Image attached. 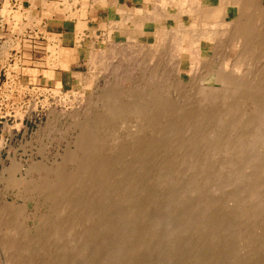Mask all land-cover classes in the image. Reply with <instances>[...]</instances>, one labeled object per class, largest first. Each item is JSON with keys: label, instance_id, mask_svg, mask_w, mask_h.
Returning <instances> with one entry per match:
<instances>
[{"label": "bare ground", "instance_id": "obj_1", "mask_svg": "<svg viewBox=\"0 0 264 264\" xmlns=\"http://www.w3.org/2000/svg\"><path fill=\"white\" fill-rule=\"evenodd\" d=\"M18 1L24 4V0ZM106 1L31 0L35 8L40 7L41 11L36 10L29 15V23L20 25V32L32 24L41 28L46 19L69 18L81 9L82 3L99 6ZM174 1L176 11L190 10V5L182 2L185 0ZM227 1L220 0V6L227 5ZM164 2L168 8L172 6L171 1ZM194 7L192 16L199 22L193 26L194 31L207 28L213 30L211 33L214 35L229 33L226 50L228 44L240 47L234 56L229 54L234 62L246 60V48L256 49L263 44L262 0H238L234 5L238 12L231 28L220 22L216 9L199 10L197 4ZM21 8L24 6L21 5ZM149 12L150 19L155 20L161 18L160 14L165 11L153 8ZM0 17L8 23L14 18L17 24H21L23 13L20 10L13 12L6 0ZM129 19V16L122 15L118 21ZM210 23L216 25L213 27ZM59 36L49 33L47 45L53 44L52 40L56 39L54 46L61 47ZM85 37L86 33L82 34L81 43ZM13 46L15 43L12 41L0 45V60L7 58ZM222 48L224 42L218 56L212 58L218 60L222 56V62L226 58ZM58 51L54 55L55 68H71L70 50ZM200 69L208 76H201L190 88H198L195 92H198L203 103L198 111H184L158 95L157 92H161L160 82H164L162 74L166 70L162 65V72L158 68L160 82H146L148 86L143 93L138 88L132 90L135 93L126 96V90L124 96L127 98L122 100L121 87L110 84L102 89L103 94L102 90L98 92L92 118L81 122L82 116H78V112L70 116L73 126L80 128L75 141L77 146H74L79 153H75L76 149L70 150L74 153H65L66 156H62L59 163L54 161V168L46 167L48 164L44 161L33 163L30 168L40 173L44 171V174L33 180V190L30 186L27 190L55 202L58 214L55 220L60 221L54 224L48 219L45 221L50 225L49 232L57 240L55 244L59 245L58 239L68 240L67 248H70V244V250L73 249L83 263L82 258L89 253L91 256L89 262L85 261L87 264H264V86H246L239 79L216 68L212 70V60L206 64V68L202 66ZM152 70L148 74H154ZM48 72L54 75V71ZM15 76L16 73L8 69L9 79ZM138 79V84L144 82V78L138 76ZM130 82L134 84V80ZM150 86H154V90ZM164 86H168V92L170 88L178 92L172 82ZM58 90L61 96H65L63 87ZM50 93L53 94V91L50 90ZM98 102H102V111L98 108ZM52 114H56V118H50V122H58L63 117L54 110ZM132 118L138 120L133 137L128 143L109 148L107 142L114 134L117 123L125 124ZM184 128H189L187 132H191L188 138L187 135L182 138ZM57 129L58 126L49 123L46 133L50 135ZM132 153L138 161L134 167L117 170L121 158ZM144 158L146 161H143ZM71 165L74 168H70ZM23 167L16 157L11 160L7 168L11 173L8 175L10 185L20 187L28 183L26 178H15ZM8 205L12 208L14 204ZM11 212L2 211L1 215L6 213L10 216ZM4 218L0 216V253L6 264H17L19 231L15 223L16 227L10 224L11 216ZM31 224L24 225L21 230L30 231ZM35 227L39 229L41 226ZM9 233L13 235L9 237ZM55 238L51 241H55ZM48 243L42 246L48 247L49 251L54 242L50 243L51 246ZM62 250H58L57 255ZM47 254L48 258H52L54 253L50 254L52 256Z\"/></svg>", "mask_w": 264, "mask_h": 264}, {"label": "rangeland", "instance_id": "obj_2", "mask_svg": "<svg viewBox=\"0 0 264 264\" xmlns=\"http://www.w3.org/2000/svg\"><path fill=\"white\" fill-rule=\"evenodd\" d=\"M169 1L172 3V6H169L170 8L166 6L164 0H146L145 6L139 10L137 16L133 19L134 26L129 22L130 19L127 22L121 23L118 20H113L106 24H99L97 19H92L83 43L80 42V40H83L80 37L84 34L85 26H81L78 30L77 50H75L76 44L73 42L75 33L74 23L68 20H48L47 37L49 33L60 34L59 39L62 40V45L61 47L59 45L54 46V40L56 39L52 40L53 44L47 45L44 43L43 46L47 45L49 54L42 50L44 53L42 57H40L41 55L36 58L34 57L33 61L30 59L31 54L28 53L30 46L26 41L25 43L18 42L19 45H17L11 39V33H7L6 30H0V37L4 35L6 38L5 40H0V45L12 41L15 43V46L11 48V51L12 49H17L22 52L18 55L17 61L15 59H9L11 51L5 60H0V69H3L1 72V81H4L3 75L5 68L14 71L20 81V91L18 90L17 92L16 107L10 106L0 109V209L4 204H6L5 206L11 203L14 204L12 208H10L11 205H8L9 207L4 206L6 209L3 207L2 209L4 210H0V216L4 218L8 211L9 213L11 210L13 212V214L11 212L12 215L10 214V224L13 223L12 226L16 224L17 232L19 231L17 233V246H19V248L17 247V264H49L48 261L51 263L54 262L55 264L57 261L58 264L62 262V264H65V262L68 264L67 261L69 264L83 263V261H80L81 258L76 257L75 253H73V249L70 250L72 247L70 244V248H67L68 240L61 239V241L58 239L60 246L62 243L61 247L55 244L57 240L49 232L50 225L45 221L47 219L50 223L60 221L55 220L58 218L57 206H55V202L46 200L43 195H37L36 192L32 193L33 180L41 177L44 171L41 174L38 171L32 170L30 166L32 167V164L36 161H42V163L44 161L48 164L46 167L54 168L56 166L53 164L54 161L59 163L62 161L61 157L66 156L65 153H74V151L71 152L70 150L77 148L74 146H77L75 141L80 133V128L73 126L74 122L70 116L78 112V116H82L80 118L81 122L88 117L92 118L91 114L95 111L96 97L100 90L107 88L110 84L120 86L122 89L120 92L122 100L127 98V94L132 95L135 93L132 90H138L140 88V92L143 93L144 88L148 84H152L154 80L160 82V72H162V65H164V68H166L164 74H162V80L164 82H160L161 92L159 90L157 92L158 95H162L163 100L169 101L173 105L175 104L174 106L182 108L184 111H198L203 106L201 97L198 95V92H195L198 88L195 90H191L190 88L196 84V80L200 79L201 76H204V78L208 76L206 72H201L200 68L202 66L206 68V64L210 60H212V70L216 68V70H220V72L232 78L239 79L246 86H264V32L262 35L263 44L256 49L251 47L246 48V54H244L246 60L244 62H234V59H231L230 56H234L240 47L228 44V50H226V40H228L229 33L224 32L221 36L214 35L211 33L213 30L207 28V31H205L206 29L203 31H194L193 29V26L199 23L192 16V11L195 9L194 5L197 4L199 10L202 9L204 11L212 8L205 7L202 0H185L182 2H187L190 5V10L181 12L176 11L177 7H173L177 5L174 0ZM237 1L228 0L225 6H234ZM112 4L98 7L97 10H111L110 6ZM153 8H157L161 12L165 11L163 14H160L161 18H156L155 20L150 19L151 15L149 10H153ZM213 9L217 10L219 17L220 9L217 7ZM155 15L157 17V14ZM234 19L232 21H224L219 17L220 22L228 24L230 28L234 26ZM210 25L214 27L216 24L210 23ZM146 27L148 29L143 31ZM21 32L19 31V34L23 35L25 30ZM222 42H224L222 52H226L224 54L226 58L220 62L222 56L218 60L212 58V56H218ZM58 50H70L72 59L69 61L72 67H69L71 68H55L56 64L54 63L56 57L54 59V55L56 56V52H59ZM64 51L62 52L64 53ZM79 53H81L80 57L78 55L74 60L73 57ZM49 59H52V62ZM16 62L17 64H15ZM13 64L15 65L13 66ZM52 64L53 66H51ZM152 66H154V70H152ZM158 68H160V72H158ZM48 70L51 72L54 71V75L51 76ZM150 70L154 74L156 72L158 74L156 76L154 74H148ZM138 76L144 78V82L138 84ZM130 80H134V84ZM170 82L176 86L178 92H174V88H170V92H168V86L166 87L164 84H170ZM61 87H63L65 96H61L58 90ZM150 88L154 90V86H150ZM50 90L53 91V94L50 93ZM103 92L104 90H102V94ZM124 92H126V96H124ZM98 108L101 111L104 109L102 108V102H98ZM52 110L60 113V116H63L58 122H50V118L52 120L56 118V114H52ZM49 123H54V125L58 126L57 131L50 132V135H48V132L46 133ZM137 125L138 120L133 118L128 119V122H125V124L123 122L117 123L114 128V134L111 135L113 137H110L107 146L114 149L124 142L128 143L130 137H133L132 135ZM184 129L186 132L183 130L181 132L183 137H181L186 138L187 135L188 138L191 132H187L189 128ZM140 136H146V134H140ZM147 136L150 135L147 134ZM116 139L118 141H115ZM75 153H79V150L76 149ZM106 153L107 155L109 154V152ZM15 157L24 165L23 169L15 174V178L18 180H24L26 178L28 183L25 186L16 187L10 185L9 176L11 173L8 172L7 168L10 167L11 160ZM143 161H146V158ZM137 162L134 153L127 154L121 158L120 165H117L116 169L125 170L132 168L134 167V163ZM71 166L70 168H74L73 165ZM29 186L32 190L27 191ZM13 206L17 209L16 212ZM8 208L10 209L8 210ZM2 211H6V213L1 215ZM6 216V219L10 217L7 214ZM33 219L35 222H32L34 221ZM29 223H32L30 231L25 230L23 232L21 229H24L23 226ZM36 225L41 227L37 229L35 227ZM19 228L21 231L18 230ZM21 232L23 236H21ZM47 234H50L49 238ZM10 235L13 234L9 233V237ZM43 236L49 239L47 242H49L48 244L50 246L54 242L52 244L54 246L49 247V251L47 250L48 247H43L47 244L46 238H43ZM51 236L53 237L51 240L55 238V241L50 240ZM64 240L67 241V244ZM60 249L62 250L60 251L61 254L57 255ZM47 253L49 255L54 253L52 254L53 256L50 255L53 261L48 260L50 258L47 257ZM89 255L88 253L82 258L84 260L83 264L89 262L91 256ZM59 258L61 259L59 260ZM76 258H79V263H76L78 262ZM4 260V257L0 253V264H6Z\"/></svg>", "mask_w": 264, "mask_h": 264}, {"label": "built area", "instance_id": "obj_3", "mask_svg": "<svg viewBox=\"0 0 264 264\" xmlns=\"http://www.w3.org/2000/svg\"><path fill=\"white\" fill-rule=\"evenodd\" d=\"M6 0H0V14H1V8L3 7ZM11 7L13 8V12H17V10H20L23 13V17L21 18L22 21L21 24H17V20L12 18L11 23H8L4 18L0 17V30H6L7 33H11V39L15 42H22L25 43V41L30 46V49L28 51L29 54H31L30 59L33 61L34 57H42L44 54L42 52L45 51V53H48L47 45H44V43L48 44V38H47V29H48V21L47 19L44 22V25L39 27H35L34 24L32 26H29L25 29V32L23 35L19 34L20 25H25L29 23L28 16L34 14V12L41 11V8H35V6L32 4L31 0H24V4L22 2H19L18 0H8ZM51 1V0H49ZM24 6V8H21V5ZM14 15V14H13ZM47 22V24H46ZM44 29V30H43ZM10 31V32H9ZM6 35V34H5ZM47 38V39H46ZM5 36L3 35L0 37V40H5ZM22 52L18 51L17 49H12L11 55L9 57L10 60L17 61L18 55H20ZM20 57V56H19ZM19 60V59H18ZM5 68V67H4ZM3 69H0V109L3 107H16V99H17V92L19 89V78L17 75L12 80L8 77V68H5L4 72V81H1L2 72ZM19 76V75H18Z\"/></svg>", "mask_w": 264, "mask_h": 264}, {"label": "crops", "instance_id": "obj_4", "mask_svg": "<svg viewBox=\"0 0 264 264\" xmlns=\"http://www.w3.org/2000/svg\"><path fill=\"white\" fill-rule=\"evenodd\" d=\"M145 2L146 0H114V1L107 0L106 2L101 3L99 6H91L90 4L82 3L81 9L76 10L73 13L74 14L73 16H70L69 18L64 17L59 20H62V21L68 20V21L73 22L76 33H78L77 30H79L81 26H85L84 33H86L90 27V22L92 19H97V22L99 24H106V23L112 22L113 20H118L119 17L122 15L129 16L131 18L129 22H131V24L134 26L133 19L137 16L139 10H141L145 6L146 4ZM202 2L203 4H205V7L207 8L217 7L218 9H220L219 17L221 20H224V21H232L238 12L234 6H220V0H202ZM112 3H115V4H112ZM262 3L264 5V0H262ZM110 4H112L110 6L111 10L109 9L107 11L97 10L98 7L108 6ZM127 21H124V22H127ZM147 29L148 27H146L143 31H146ZM73 38H74L73 42H75L74 44H76L75 46L76 49L75 48H71V49L77 50V43H78L77 34H74ZM61 45H62V40H61ZM80 54L81 53L76 54L73 57V59L76 58L78 55H79L78 57H80Z\"/></svg>", "mask_w": 264, "mask_h": 264}]
</instances>
